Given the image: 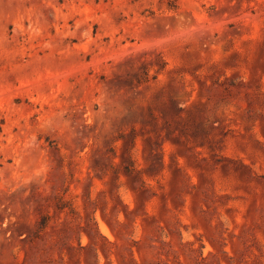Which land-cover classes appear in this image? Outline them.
Returning <instances> with one entry per match:
<instances>
[{"label": "rangeland", "instance_id": "1", "mask_svg": "<svg viewBox=\"0 0 264 264\" xmlns=\"http://www.w3.org/2000/svg\"><path fill=\"white\" fill-rule=\"evenodd\" d=\"M0 264H264V0H0Z\"/></svg>", "mask_w": 264, "mask_h": 264}, {"label": "trees", "instance_id": "2", "mask_svg": "<svg viewBox=\"0 0 264 264\" xmlns=\"http://www.w3.org/2000/svg\"><path fill=\"white\" fill-rule=\"evenodd\" d=\"M167 8L175 9L177 7V0H163Z\"/></svg>", "mask_w": 264, "mask_h": 264}]
</instances>
